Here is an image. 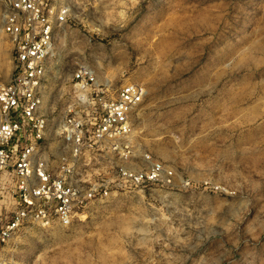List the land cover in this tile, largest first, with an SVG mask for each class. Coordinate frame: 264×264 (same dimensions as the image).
<instances>
[{
    "label": "rangeland",
    "instance_id": "374dc122",
    "mask_svg": "<svg viewBox=\"0 0 264 264\" xmlns=\"http://www.w3.org/2000/svg\"><path fill=\"white\" fill-rule=\"evenodd\" d=\"M70 6L49 64L50 130L83 66L112 92L146 88L133 148L171 167L172 186L121 187L127 161L92 159L105 184L68 227L28 225L4 246L16 264H264V0H61ZM3 43L10 41L2 34ZM10 77V63L3 61ZM2 201V202H1ZM3 217L14 209L1 198Z\"/></svg>",
    "mask_w": 264,
    "mask_h": 264
},
{
    "label": "built area",
    "instance_id": "2783aa9c",
    "mask_svg": "<svg viewBox=\"0 0 264 264\" xmlns=\"http://www.w3.org/2000/svg\"><path fill=\"white\" fill-rule=\"evenodd\" d=\"M69 13L61 0H0V79L5 58L10 63L9 81L0 83V197L14 201L10 216L0 211V264H16L4 246L25 226L68 227L108 195L105 184L78 179L88 160L111 155L127 161L118 170L121 187L174 183L172 168L149 154L140 166L129 162L136 153L135 112L147 94L143 85L129 82L112 92L93 67H81L72 78L68 114L51 132L42 108L45 82Z\"/></svg>",
    "mask_w": 264,
    "mask_h": 264
}]
</instances>
